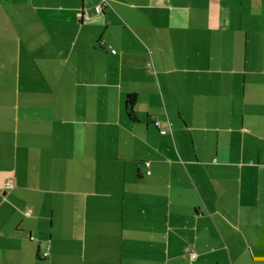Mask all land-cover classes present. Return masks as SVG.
<instances>
[{
	"label": "crops",
	"instance_id": "1",
	"mask_svg": "<svg viewBox=\"0 0 264 264\" xmlns=\"http://www.w3.org/2000/svg\"><path fill=\"white\" fill-rule=\"evenodd\" d=\"M0 264H264V0H0Z\"/></svg>",
	"mask_w": 264,
	"mask_h": 264
},
{
	"label": "built area",
	"instance_id": "2",
	"mask_svg": "<svg viewBox=\"0 0 264 264\" xmlns=\"http://www.w3.org/2000/svg\"><path fill=\"white\" fill-rule=\"evenodd\" d=\"M105 6H106V4L103 3L102 5L96 7V9H95L94 11H95L97 14H99V13H101V11H103V8H104ZM111 52H112V53H115L114 50L111 51ZM155 125H156L157 127H159L160 122L157 121V122L155 123ZM165 132H166V131L163 130V131H161L160 133L165 134ZM7 186H11V184H8ZM193 257H195V255H193Z\"/></svg>",
	"mask_w": 264,
	"mask_h": 264
},
{
	"label": "trees",
	"instance_id": "3",
	"mask_svg": "<svg viewBox=\"0 0 264 264\" xmlns=\"http://www.w3.org/2000/svg\"><path fill=\"white\" fill-rule=\"evenodd\" d=\"M133 102H134V98L130 96L128 104H133ZM128 115H129V119L134 120V112L132 109L129 110Z\"/></svg>",
	"mask_w": 264,
	"mask_h": 264
}]
</instances>
